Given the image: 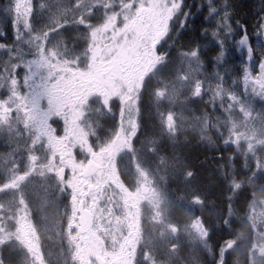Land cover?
<instances>
[{
  "label": "rangeland",
  "instance_id": "rangeland-1",
  "mask_svg": "<svg viewBox=\"0 0 264 264\" xmlns=\"http://www.w3.org/2000/svg\"><path fill=\"white\" fill-rule=\"evenodd\" d=\"M67 1L74 4L71 10L78 12L73 17L81 31L80 40L73 44L67 41L69 46H64L57 36L41 38L31 33L20 38L21 46L34 55L18 70L23 76L20 80L16 71L15 77L0 81L8 88L0 99V126L14 132V149L17 144L20 147L18 167L0 173V264H9L2 259L3 251L13 256L21 252L20 264H46L28 204L32 200L35 209L41 206L42 217L57 220L54 227H59L65 264L159 263L143 248L151 240L146 234L152 236L155 231L171 240L177 228L169 226L161 202L162 180L137 161L133 144L143 81L162 62L157 53L159 42L177 21L176 15L182 13L185 18L189 10H183L184 0ZM213 1L204 2L209 16L215 15ZM31 3L11 0L10 16L17 31L30 29ZM197 7L200 10L201 5ZM258 34L263 50L257 63L254 55L247 60L242 96L229 100L225 137L236 147L244 143L249 151L258 150L263 161L264 21ZM225 36L234 35L229 32ZM242 37L237 41L238 50L243 49L248 59L246 47L240 43ZM186 60L195 79L193 92L200 95L201 62L195 53L188 54ZM178 77L183 79V75ZM99 104L106 113L112 110L117 116L114 130L105 138L104 132L95 131L87 120ZM165 118L167 129H172V117ZM15 154L5 157L6 161L8 156L13 158L10 165ZM149 159L154 161L150 168L154 172L166 170L160 158ZM24 187L32 188L33 193L22 192ZM170 198L168 212L173 202L179 201V196L172 202ZM62 200L64 206L58 209L56 204ZM261 201L258 214L264 213ZM86 211L92 220L89 227ZM187 225L191 235H205L198 220ZM261 225L255 227L252 261L264 259V223ZM155 233L154 240L158 238Z\"/></svg>",
  "mask_w": 264,
  "mask_h": 264
},
{
  "label": "trees",
  "instance_id": "trees-1",
  "mask_svg": "<svg viewBox=\"0 0 264 264\" xmlns=\"http://www.w3.org/2000/svg\"><path fill=\"white\" fill-rule=\"evenodd\" d=\"M204 2L184 0L183 10H189L188 16L176 15L177 21L157 47L162 62L145 78L140 90L139 123L133 144L135 157L162 180L161 202L168 213L169 226L177 228L171 240L155 231L152 233L158 236L155 240L151 233L146 234L151 240L146 241L143 248L156 256L159 262L156 264H167L170 259L171 264H264V259L258 257L251 260L255 227L264 223V213L256 211L264 200V160L261 161L258 150L249 151L244 143L236 147L225 137L226 112L231 111L229 100L231 96H242L243 77L249 64L245 51L238 50L237 41L240 35L247 34L257 63L263 50L258 32L264 21V0H214L211 7L215 15L210 16ZM10 4L11 0H0L2 82L11 79L10 75L16 71L20 80L23 76L18 70L34 55L21 46L22 38L31 33L41 38L57 36L58 43L64 42V46L69 42L77 43L81 38L77 19L73 17L78 12L71 10L74 4L67 0H32L30 29L20 31L12 25ZM229 32L234 36L226 37L225 33ZM192 53L201 62L199 82L203 88L200 95L194 94L195 79L191 69H187L186 56ZM179 75H183V79H179ZM7 93V84H0V99ZM106 111L99 104L93 108L94 115L87 118L91 128L105 133L104 138L112 133L117 122L115 112ZM168 115L174 121L170 130L165 123ZM13 135L12 130L0 126V173L20 163V147L17 144L14 149ZM13 152L15 160L10 165L13 158L8 156L6 161L5 157ZM150 156L160 158L166 170L161 174L159 169L151 170L154 161ZM25 191L31 195L34 190L24 187L22 192ZM172 195L179 196V201H174L168 212L167 201ZM173 196L171 202L175 199ZM32 203L28 204L42 240L46 264H65L59 227H54L57 220L42 217L38 209L41 206L35 209ZM63 203L64 200L56 204L58 209ZM194 220L199 221L204 236L188 233L187 224ZM8 254L2 252L4 262L20 264L21 252L20 256Z\"/></svg>",
  "mask_w": 264,
  "mask_h": 264
},
{
  "label": "water",
  "instance_id": "water-1",
  "mask_svg": "<svg viewBox=\"0 0 264 264\" xmlns=\"http://www.w3.org/2000/svg\"><path fill=\"white\" fill-rule=\"evenodd\" d=\"M240 43L246 47L247 53L249 54V58L247 60L250 61L253 56V51H252V48L249 42V38L246 33L243 34V37L241 38ZM89 166L92 167V164H90Z\"/></svg>",
  "mask_w": 264,
  "mask_h": 264
},
{
  "label": "flooded vegetation",
  "instance_id": "flooded-vegetation-1",
  "mask_svg": "<svg viewBox=\"0 0 264 264\" xmlns=\"http://www.w3.org/2000/svg\"><path fill=\"white\" fill-rule=\"evenodd\" d=\"M92 164V163H91ZM90 168H92V167H88V169H87V172L88 173H90L91 171H92V169H90ZM90 170V171H89ZM127 177H126V175H124V179H126ZM86 226L87 227H89V226H91L92 225V220L90 219V215H89V212L88 211H86ZM89 218V219H88ZM84 231V229H81V232H83ZM99 258V260H102V259H100V256H98ZM104 263V262H103ZM101 264V263H100Z\"/></svg>",
  "mask_w": 264,
  "mask_h": 264
}]
</instances>
